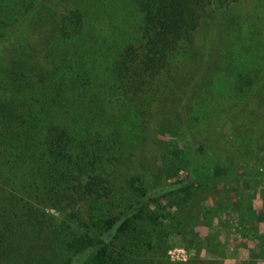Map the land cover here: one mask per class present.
Listing matches in <instances>:
<instances>
[{
	"label": "trees",
	"instance_id": "16d2710c",
	"mask_svg": "<svg viewBox=\"0 0 264 264\" xmlns=\"http://www.w3.org/2000/svg\"><path fill=\"white\" fill-rule=\"evenodd\" d=\"M94 1L0 0V260L6 256L1 264H29L30 259L70 264L71 259L47 261L39 247L27 252L25 246L52 233L55 241L68 239L58 254L79 255L77 264H122L142 219L136 209L131 214L120 209L119 183L112 181L116 172L129 171L126 117L145 114L151 91L144 89L156 77L171 79L173 61L194 44L208 10L223 13L239 0H129L127 14L114 7V14L128 15L115 24L125 39L119 48L96 30L95 22L108 21ZM242 52L236 57L244 59ZM237 58L231 59L234 64ZM262 63L254 73L264 70ZM229 69L236 84L222 88L235 89L242 100L254 95L258 75L251 78L243 69L231 74L232 64ZM215 76L207 87L219 93ZM128 91L137 110L126 114L119 109V96ZM207 176L203 180L224 175L217 169ZM127 177L129 189L144 196L140 178L129 172ZM80 205L86 211L81 238H72L73 231L66 237L67 222L55 227L46 215L47 208L61 206L69 210L67 221H73ZM16 239L21 244L14 248ZM153 239L151 233L149 246L156 244Z\"/></svg>",
	"mask_w": 264,
	"mask_h": 264
},
{
	"label": "rangeland",
	"instance_id": "374dc122",
	"mask_svg": "<svg viewBox=\"0 0 264 264\" xmlns=\"http://www.w3.org/2000/svg\"><path fill=\"white\" fill-rule=\"evenodd\" d=\"M112 2L94 1L108 21L95 22V27L119 48L125 39L115 24L128 15L114 14V7L127 14L131 5L129 0ZM203 19L194 44L173 61L171 79L156 77L144 89L151 91L145 114L126 117L131 131L127 141L132 144L128 146L129 171L126 167L125 172H116L112 181L119 183L115 193L121 198L120 209L126 214L136 209L142 219L122 264H264V77L259 79L264 70L254 73L264 59V0H239L223 13L208 10ZM209 19L215 22L207 23ZM225 51L228 57L224 61ZM107 52H113L111 46ZM237 52L244 59L237 58ZM208 53L213 55L205 60ZM230 64L236 67L231 74L243 69L241 72L250 71L251 78L258 75L259 87L247 100L236 98L235 89L222 88L226 83L236 84L235 75H228ZM214 75L219 93L207 87ZM119 98L121 111L137 110L130 105L131 92ZM216 168L224 175L222 180H203L208 172L217 173ZM127 172L140 178L144 196L129 189ZM236 173L240 177L233 179ZM109 203H114V197ZM77 209L73 221H67L69 210L61 206L47 208L46 215L53 218L55 227L67 222L66 237L73 231L72 238H81L86 232V211L84 205ZM150 232L152 245L156 239L153 246L148 242ZM54 237L52 233L50 239L25 248L31 254L39 247L47 261L71 259L70 264H77L79 255L58 254L68 239L55 241ZM14 241L17 248L21 243ZM3 249L0 242V252ZM5 259L2 256L0 264ZM37 262L28 261L44 264Z\"/></svg>",
	"mask_w": 264,
	"mask_h": 264
},
{
	"label": "crops",
	"instance_id": "0c3cea01",
	"mask_svg": "<svg viewBox=\"0 0 264 264\" xmlns=\"http://www.w3.org/2000/svg\"><path fill=\"white\" fill-rule=\"evenodd\" d=\"M235 264V263H234Z\"/></svg>",
	"mask_w": 264,
	"mask_h": 264
}]
</instances>
